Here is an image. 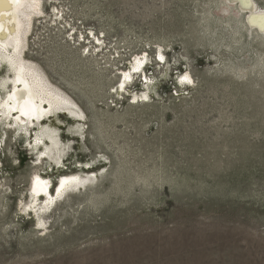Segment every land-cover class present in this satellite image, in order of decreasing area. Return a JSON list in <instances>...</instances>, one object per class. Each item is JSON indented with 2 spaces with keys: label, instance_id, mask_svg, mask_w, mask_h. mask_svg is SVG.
I'll use <instances>...</instances> for the list:
<instances>
[{
  "label": "rangeland",
  "instance_id": "1",
  "mask_svg": "<svg viewBox=\"0 0 264 264\" xmlns=\"http://www.w3.org/2000/svg\"><path fill=\"white\" fill-rule=\"evenodd\" d=\"M232 1L42 0L25 57L82 106L86 135L60 119L56 167L32 150L38 129L0 119V264H264V31ZM142 55L149 90L116 94ZM78 164L98 180L41 226L34 174L89 171Z\"/></svg>",
  "mask_w": 264,
  "mask_h": 264
},
{
  "label": "bare ground",
  "instance_id": "2",
  "mask_svg": "<svg viewBox=\"0 0 264 264\" xmlns=\"http://www.w3.org/2000/svg\"><path fill=\"white\" fill-rule=\"evenodd\" d=\"M249 2L251 6L248 7L243 4V0H233L231 4L251 15L249 22L252 27L258 26L261 31H264V10L260 9L254 0H249ZM41 3L42 0H7V2L0 0V119L10 126L7 130L17 128L30 130L29 125L34 126L38 121L39 132L36 133L35 144L30 143L32 150L38 151V155L43 154L41 156L43 158L40 160H47L51 165L60 167L65 160L67 146L61 136V129L64 127L60 119L69 120L70 118L73 120L77 125L75 128L78 129V137L83 139L86 134L84 135L85 129L82 122L86 119V115L82 106L52 80L36 58L30 56L28 59H21V52L25 49L27 40L29 46L34 22L37 19L45 18L46 20L48 18ZM52 15L51 19L45 22L57 26L58 21L63 19L62 12L54 7ZM54 17L55 20H53ZM91 38L94 40L96 48L101 47L102 50L105 44L103 38L96 35ZM32 55L34 56L33 52ZM160 58L163 60L164 54H160ZM147 59L146 55L137 56L133 60L134 63H132L130 71L122 72L120 87L116 94L119 92L121 94L129 93L128 87L124 90L125 86L136 78L138 70L144 66ZM185 79L190 81L192 77L190 74H186ZM151 81L152 79L147 80V91L152 84ZM132 98L135 102H142L149 97L144 91L142 94H134ZM41 120L44 122H40ZM95 173V171L89 170L85 174L64 175L56 197H53L54 194L48 189L51 183L49 177H43L38 173L34 174L30 190L33 202L36 204L32 209L38 216L41 226L46 224V220L41 218L44 211L51 208L58 198L64 197L69 189L98 180V175ZM100 175L101 173H99ZM92 185L94 186V184ZM48 193L49 196L43 203L41 197ZM35 198L37 200L40 198V200L37 201Z\"/></svg>",
  "mask_w": 264,
  "mask_h": 264
},
{
  "label": "snow or ice",
  "instance_id": "3",
  "mask_svg": "<svg viewBox=\"0 0 264 264\" xmlns=\"http://www.w3.org/2000/svg\"><path fill=\"white\" fill-rule=\"evenodd\" d=\"M3 2H7V0H3Z\"/></svg>",
  "mask_w": 264,
  "mask_h": 264
},
{
  "label": "built area",
  "instance_id": "4",
  "mask_svg": "<svg viewBox=\"0 0 264 264\" xmlns=\"http://www.w3.org/2000/svg\"><path fill=\"white\" fill-rule=\"evenodd\" d=\"M159 63H161V64H162V62H160V61H159ZM132 93H133V92H132ZM134 103H135V102H134Z\"/></svg>",
  "mask_w": 264,
  "mask_h": 264
}]
</instances>
